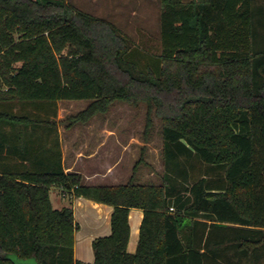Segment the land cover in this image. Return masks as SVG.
Here are the masks:
<instances>
[{
  "label": "trees",
  "instance_id": "obj_1",
  "mask_svg": "<svg viewBox=\"0 0 264 264\" xmlns=\"http://www.w3.org/2000/svg\"><path fill=\"white\" fill-rule=\"evenodd\" d=\"M161 4L162 52L145 67L128 35L68 0H0V264H87L54 188L114 207L93 264H264V0ZM81 100L71 125L143 103L148 130L155 111L162 184L65 172L54 117ZM133 208L145 216L130 254Z\"/></svg>",
  "mask_w": 264,
  "mask_h": 264
},
{
  "label": "rangeland",
  "instance_id": "obj_2",
  "mask_svg": "<svg viewBox=\"0 0 264 264\" xmlns=\"http://www.w3.org/2000/svg\"><path fill=\"white\" fill-rule=\"evenodd\" d=\"M183 1L190 2L192 0ZM68 2L80 11L114 23L133 40V57L145 67L152 66L151 59L156 60L161 55V0H68ZM89 104L90 101L87 100L58 102L57 115L54 120L59 129V141H62L63 138L66 140L67 146L74 148L84 142L87 149H93L99 147L98 140L108 137V144L103 145L105 146L103 148H107L110 153L108 164H115V158L120 156V151L123 152L122 158L117 162L120 171L119 177L124 182L122 185H126L132 179L136 184H139L134 179V176L139 174H144V176L149 174L151 180L149 183L162 184L165 172L163 123L155 111L151 112L152 126L148 130L146 125L149 108L147 104L143 103L133 106L116 102L110 107L107 114H99L89 121L92 128H85L89 125L88 123L71 125L69 118L85 110ZM77 127L78 129H76ZM71 129L75 131L71 132ZM116 136L124 143V147L115 145L116 142L113 138ZM69 139H73L72 142L70 141L72 144ZM61 143L63 144V142ZM61 143L60 147L63 146ZM103 144L105 143L103 142ZM44 145L52 148L51 141L45 142ZM73 147L68 149V154L73 152ZM199 165L197 163V166ZM153 172L155 174L151 175ZM218 175L224 177L222 171L218 172ZM52 191L51 201L56 209L64 193ZM66 205L65 208L71 207V201H68Z\"/></svg>",
  "mask_w": 264,
  "mask_h": 264
},
{
  "label": "crops",
  "instance_id": "obj_3",
  "mask_svg": "<svg viewBox=\"0 0 264 264\" xmlns=\"http://www.w3.org/2000/svg\"><path fill=\"white\" fill-rule=\"evenodd\" d=\"M91 126L92 124H89L88 126H85V128H92ZM103 128H106V126H103ZM76 129H78V127ZM73 131L75 130L71 129V132ZM102 138L103 139L98 140L100 142L99 147H95L93 149H87L85 147L86 143L84 142H82V144L77 148H74L73 146H67L66 140L62 138L60 143L63 142V144L61 143L63 146H61L62 148L60 147V149L62 152L64 170L66 173H76L83 176L85 185L87 186L93 187L122 185L124 182H122V179L119 177L120 171L117 162H119L122 158L123 152L120 151V156L115 158V164L112 163L109 165L108 161L110 160V153H108L107 148H103L108 144L109 139H107L108 137L105 139L104 137ZM72 140L73 139H69V142H72ZM113 140L116 142L115 145H119L121 147L125 146L117 136L113 138ZM71 142L70 144H72ZM103 142L105 144H103ZM72 147L73 155L72 153L68 154V149ZM153 174L155 173L153 172L151 175ZM149 177V174H145V176L144 174H139L138 176H134V179L140 185H146L150 184L149 182L151 180ZM53 190L64 193L63 190L58 188H54ZM68 201H71V207L74 211L75 220L79 225V229L75 233L74 257L77 261L93 264L95 262L93 242L96 239L105 238L111 235V219L114 212V207L83 197L72 198L70 194L64 193L63 197H61L59 200V205L56 209L62 210L67 207L66 204ZM144 216L145 214L142 209L133 208L130 210V239L127 246V251L130 254H135L137 252Z\"/></svg>",
  "mask_w": 264,
  "mask_h": 264
},
{
  "label": "water",
  "instance_id": "obj_4",
  "mask_svg": "<svg viewBox=\"0 0 264 264\" xmlns=\"http://www.w3.org/2000/svg\"><path fill=\"white\" fill-rule=\"evenodd\" d=\"M20 264H35V263H33V262H22Z\"/></svg>",
  "mask_w": 264,
  "mask_h": 264
}]
</instances>
